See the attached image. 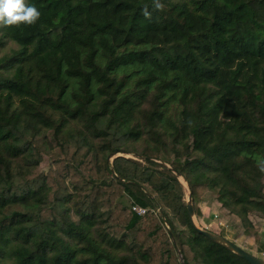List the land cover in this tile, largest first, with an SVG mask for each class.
<instances>
[{"label":"trees","instance_id":"1","mask_svg":"<svg viewBox=\"0 0 264 264\" xmlns=\"http://www.w3.org/2000/svg\"><path fill=\"white\" fill-rule=\"evenodd\" d=\"M25 3L35 24H0V264H250L164 164L198 218L206 191L264 216V0Z\"/></svg>","mask_w":264,"mask_h":264},{"label":"crops","instance_id":"2","mask_svg":"<svg viewBox=\"0 0 264 264\" xmlns=\"http://www.w3.org/2000/svg\"><path fill=\"white\" fill-rule=\"evenodd\" d=\"M199 208L202 214L200 222L204 228L223 236L255 257L264 259V223L256 226L249 216L252 227L245 229L241 219L231 214L218 201L210 206L202 202ZM216 215H219V220ZM222 223H228L229 227ZM235 224H238L237 228Z\"/></svg>","mask_w":264,"mask_h":264},{"label":"rangeland","instance_id":"3","mask_svg":"<svg viewBox=\"0 0 264 264\" xmlns=\"http://www.w3.org/2000/svg\"><path fill=\"white\" fill-rule=\"evenodd\" d=\"M14 48H15L14 45H11V44L8 45V46L6 47V49H4V50H0V56H2V55H4V54L8 53L10 49H14ZM130 148L132 149V147H130ZM135 148L141 151L142 148H143V144L140 143V144H138L137 146H135ZM116 157H126V158H130V159H134V160L142 161V160H140V159L137 157L136 154H130V153H117V155L110 157V162L112 163L113 160H114ZM162 157H165V159H166L168 162L174 160V157H173V156H170V155L167 154L166 152H163V153H162ZM160 164H161V163H160ZM52 166H53V162H52V160H51V157H50V156H47V155H44L43 161H42V163L40 164V167H39V169H38V173H39V174L47 175V174L49 173V171L52 169ZM187 194H188V191L185 189V195H186L185 200H186V203H187V201H188ZM153 195L156 197L155 194H153ZM202 202H205L208 206H210L211 204L217 202V200L213 197L211 191H206V192L203 194V196L201 197V200H200V202L198 203V207L200 206V204H201ZM123 203H124L126 206H128V207H131V204H132L131 201H130V199H129V197H127V196L123 199ZM194 204H195V203H194ZM151 209H152L153 211L156 212V213H154V212H152V213L155 214V217H156L157 219H159V220H160V219H166V218H167V219H171V220L174 222V224L176 225V227H177V231H178L179 233L189 234V233H188V229H185V228L180 227V226H179V223H178V221H177V219L175 218V216L172 215L171 212H170L168 209H166L165 207H163L162 205L152 207ZM160 210H161V211H160ZM199 210H200V208H199ZM257 215H259V214L252 213V214L249 215V216H251V217L253 218V217L257 216ZM196 221H197V223H199L198 225L200 226L201 229L208 230V229L204 228V225L200 222V218L197 217ZM241 222H242V220H241ZM242 224H243V222H242ZM251 226H252V224H251ZM166 227H168V229H169V226H166ZM237 227H238V224H235V228H237ZM244 228H245V227H244ZM245 229H246V228H245ZM208 231H210V230H208ZM211 232H212V231H211ZM181 262H182V260H181Z\"/></svg>","mask_w":264,"mask_h":264},{"label":"water","instance_id":"4","mask_svg":"<svg viewBox=\"0 0 264 264\" xmlns=\"http://www.w3.org/2000/svg\"><path fill=\"white\" fill-rule=\"evenodd\" d=\"M154 161L161 163V164H164L162 161H158V160H154ZM164 165L168 169L173 171V173L178 177L180 183L183 185L184 190L186 189L188 191V194H187V197H188V201H187L188 216H189V219L192 223V226L198 231V233L205 236L206 238H208L212 242L219 244L220 246L226 248L227 250L231 251L232 253H234L238 257L246 260L250 264H264V259L257 258L254 255L246 252L245 250H243L242 248L237 246L235 243L224 238L223 236L216 234L214 232L208 231V230L201 229L200 226L198 225L199 223H197V221H196L197 215H196V210H195V204H194V200L192 198V193H191L190 186H189L188 182L185 180V178L177 170L172 168L169 164L165 163ZM182 263L184 264L183 259H182Z\"/></svg>","mask_w":264,"mask_h":264},{"label":"clouds","instance_id":"5","mask_svg":"<svg viewBox=\"0 0 264 264\" xmlns=\"http://www.w3.org/2000/svg\"><path fill=\"white\" fill-rule=\"evenodd\" d=\"M159 7V5H156ZM40 17V11L25 0H0V24L17 26L20 24H35Z\"/></svg>","mask_w":264,"mask_h":264},{"label":"built area","instance_id":"6","mask_svg":"<svg viewBox=\"0 0 264 264\" xmlns=\"http://www.w3.org/2000/svg\"><path fill=\"white\" fill-rule=\"evenodd\" d=\"M131 211L133 213H135L136 215H138V216H145V215H147L150 212L156 213L155 211H153V210H151L149 208H145V207H142V206L137 205V204H132L131 205ZM216 219H218V220L220 219L219 215H216ZM251 221L257 226V225H259L261 223H264V216L259 214V215L255 216L253 218L251 217ZM222 225H224L225 227H229L228 223H222Z\"/></svg>","mask_w":264,"mask_h":264}]
</instances>
